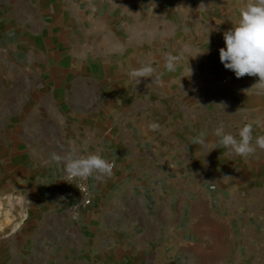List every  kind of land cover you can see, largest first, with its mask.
<instances>
[{
  "label": "crops",
  "instance_id": "1",
  "mask_svg": "<svg viewBox=\"0 0 264 264\" xmlns=\"http://www.w3.org/2000/svg\"><path fill=\"white\" fill-rule=\"evenodd\" d=\"M182 1L0 0V148L36 264H264V160L240 167L207 131L162 137L168 108L128 75L165 65L150 51ZM71 148L115 164L78 224L50 195Z\"/></svg>",
  "mask_w": 264,
  "mask_h": 264
},
{
  "label": "rangeland",
  "instance_id": "2",
  "mask_svg": "<svg viewBox=\"0 0 264 264\" xmlns=\"http://www.w3.org/2000/svg\"><path fill=\"white\" fill-rule=\"evenodd\" d=\"M240 7L239 0H183L180 9L174 10L173 5L166 8L169 17L161 26L169 33L162 38L163 50H151L150 58L155 56V60L164 59L166 63L167 57H173L175 70L168 71L161 62L153 66L156 71L149 83L138 84L140 89L150 90V102L168 108L166 114L155 113L152 119L162 137L183 139L194 130L198 135L201 131L214 134L221 123L234 136L248 123L253 126L254 137L264 135V90L252 87L258 77L236 78L219 58V50L225 47L223 34L238 21ZM224 80H228L227 86H221ZM3 149L0 148V264H36L27 258L30 246L23 229L26 202L17 192L19 183L9 177V164L4 163L8 154ZM232 155L240 167L246 163L260 166L264 160V150L259 148L247 159Z\"/></svg>",
  "mask_w": 264,
  "mask_h": 264
},
{
  "label": "clouds",
  "instance_id": "3",
  "mask_svg": "<svg viewBox=\"0 0 264 264\" xmlns=\"http://www.w3.org/2000/svg\"><path fill=\"white\" fill-rule=\"evenodd\" d=\"M239 3L238 21L223 34L225 47L219 50L220 62L226 69L233 71L236 78L246 75L258 77V82L252 87L264 90V0H239ZM165 67L168 71L175 70L173 57L166 58ZM155 71L151 64H142L133 68L128 75L138 85L142 78H152ZM253 131L252 124L248 123L239 129L238 136H234L226 132L221 123L214 130V135L226 150V155L235 154L247 159L257 148L264 150V135L254 137ZM199 143L204 145L205 139L201 138ZM53 159L63 165L64 180L69 183L89 177L102 181L113 175L115 167L114 162L108 161L99 152L80 154L76 148H71L63 155L54 154Z\"/></svg>",
  "mask_w": 264,
  "mask_h": 264
},
{
  "label": "built area",
  "instance_id": "4",
  "mask_svg": "<svg viewBox=\"0 0 264 264\" xmlns=\"http://www.w3.org/2000/svg\"><path fill=\"white\" fill-rule=\"evenodd\" d=\"M228 80H224L221 86H227ZM65 174H61L54 180L50 189L51 198L66 204V212L73 223H80L83 215L93 204V194L87 179H76L71 183L64 180Z\"/></svg>",
  "mask_w": 264,
  "mask_h": 264
}]
</instances>
